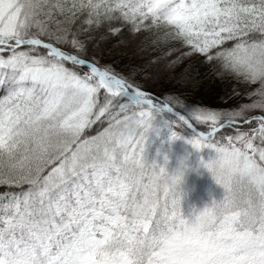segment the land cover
<instances>
[{
  "label": "snow or ice",
  "instance_id": "snow-or-ice-1",
  "mask_svg": "<svg viewBox=\"0 0 264 264\" xmlns=\"http://www.w3.org/2000/svg\"><path fill=\"white\" fill-rule=\"evenodd\" d=\"M193 254L264 264V0H0V264Z\"/></svg>",
  "mask_w": 264,
  "mask_h": 264
},
{
  "label": "rangeland",
  "instance_id": "rangeland-1",
  "mask_svg": "<svg viewBox=\"0 0 264 264\" xmlns=\"http://www.w3.org/2000/svg\"><path fill=\"white\" fill-rule=\"evenodd\" d=\"M190 146L183 141L177 140L172 144L168 168L171 169L177 164V157L185 154ZM207 158V153H204ZM196 154L193 153L188 160L190 167L185 169L184 178L181 183V207L184 214H188L192 206H201L211 198H219L222 194L221 187L212 179L207 169L202 166H195Z\"/></svg>",
  "mask_w": 264,
  "mask_h": 264
},
{
  "label": "clouds",
  "instance_id": "clouds-1",
  "mask_svg": "<svg viewBox=\"0 0 264 264\" xmlns=\"http://www.w3.org/2000/svg\"><path fill=\"white\" fill-rule=\"evenodd\" d=\"M183 178H184V175L182 176V179L179 184L180 188H181V183L183 181ZM181 199H182V196H181ZM207 202L209 201L204 202L199 207L193 205L191 210L188 212V214H185L190 221V229L195 230L198 227L203 228L206 222V216L204 214V209H205V205ZM188 264H204V258L202 256L193 254L188 258Z\"/></svg>",
  "mask_w": 264,
  "mask_h": 264
},
{
  "label": "trees",
  "instance_id": "trees-1",
  "mask_svg": "<svg viewBox=\"0 0 264 264\" xmlns=\"http://www.w3.org/2000/svg\"><path fill=\"white\" fill-rule=\"evenodd\" d=\"M227 86H229V85H224L223 87H227ZM220 88H221L220 85H214V86L212 87V89L208 92V98H207V100H206L205 102H206V103H214V101H215V96H214V94H215L216 92H218V91L220 90Z\"/></svg>",
  "mask_w": 264,
  "mask_h": 264
}]
</instances>
